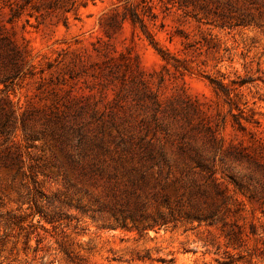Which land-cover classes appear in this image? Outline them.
Returning a JSON list of instances; mask_svg holds the SVG:
<instances>
[{
  "label": "rangeland",
  "instance_id": "obj_1",
  "mask_svg": "<svg viewBox=\"0 0 264 264\" xmlns=\"http://www.w3.org/2000/svg\"><path fill=\"white\" fill-rule=\"evenodd\" d=\"M11 8L21 12L13 23ZM0 23L23 57L2 92L0 83L2 120L6 100L16 109L15 128L0 135V264H264V203L249 198L255 184L246 177L242 192L227 185L234 199L225 225L178 221L139 233L129 218L122 227L114 208L126 176L114 186L105 173L81 174L50 134L24 132L81 128V153L109 164L145 143L160 158L164 146L171 167L153 178L178 187L186 173H202L190 147L219 179L259 177L230 150L259 154L264 145V0H0ZM171 199L182 215L185 198L181 207Z\"/></svg>",
  "mask_w": 264,
  "mask_h": 264
},
{
  "label": "trees",
  "instance_id": "obj_2",
  "mask_svg": "<svg viewBox=\"0 0 264 264\" xmlns=\"http://www.w3.org/2000/svg\"><path fill=\"white\" fill-rule=\"evenodd\" d=\"M29 2L30 0H23L24 4H28ZM20 15L21 12L17 8H14L11 11V16L8 18V22L13 23L14 19L19 18ZM128 18L134 25L139 24L157 52L164 56V51L157 45L151 34L147 31L143 18L132 9H129ZM22 60L21 50L12 39V35H9L6 31L5 24L0 23V83L4 85L1 92L19 74L22 68ZM210 81L217 90L227 92V88L221 81L216 79H211ZM4 99L7 98L5 97ZM6 102L9 105V116L7 119L2 120V115H5L7 110L0 100V135L4 136L10 135L12 129L15 128V126L9 125V121L12 120L14 122L16 112V109L10 105V101L6 100ZM235 120H237V124L242 128L239 119ZM246 120L251 122L249 119ZM47 122H50V120ZM47 124L49 125V123ZM24 130H26L24 131L26 138L30 140H35L39 136L50 134L61 145V148L63 150L65 149L66 157L72 168H79L81 174L90 175L94 171L105 173L115 180L114 186L118 185L119 181H122L119 178L126 176L127 182L123 181V187L118 188L117 193L112 192L113 199L116 200V204H119V207L114 206V208L120 212L121 226L126 227L125 220L129 218L132 221V227L139 233L147 231L148 229L167 227L170 224L175 226L178 221L221 222L225 225V216L231 211V204H233L234 199L233 195L227 193V185L231 184L235 192H242L245 188L243 182L244 177H246L248 183L254 182L255 184L253 186L254 192L250 193L249 198H255L264 203L263 144H261V152L259 154L244 153L242 150L236 149L230 150L234 158H245L252 164L255 170L259 172V177L254 176L251 172L242 176L230 172L220 179L215 176L216 170L210 164V158L202 156L197 148L190 147L189 149L194 151V156L188 153L189 160L194 162L202 173L199 179L195 177L190 178L189 174L186 173L177 182L179 183L178 187L175 182H162L160 179L153 178L154 169H157V173L161 175L164 167H171L170 159H167L163 153L165 152L164 146L159 147L160 158H156L154 154L156 149L155 145L145 143L139 146L137 154H131L130 157H120L114 163L109 164L100 158L97 152H94V155L89 157L84 148L83 153H81V146L84 141L81 128L62 124L60 128L56 126L52 127L51 125L50 129L44 128L41 131H33L31 129L27 131V127L25 126ZM67 144H71L72 152L66 151ZM96 146L98 150H103L101 143ZM124 150L130 151L133 149L128 146L124 147ZM179 150L182 152L187 151L182 144L179 146ZM79 154H82L81 159V155L79 156ZM182 162L186 164L185 158H183ZM119 175L120 177L117 178ZM183 179H186V181H183ZM150 188L153 189L150 190ZM172 196H175L174 201L178 207H181L186 202L187 210L182 215H180L181 213L174 212V209L171 208ZM183 198H185V202ZM151 200L153 202H150ZM149 205H153V212H148L147 207ZM161 207L166 208L167 211L161 210ZM231 233L236 238L242 231H234Z\"/></svg>",
  "mask_w": 264,
  "mask_h": 264
}]
</instances>
